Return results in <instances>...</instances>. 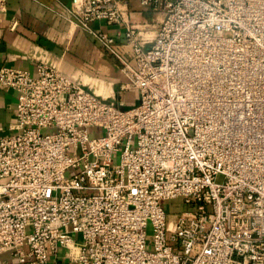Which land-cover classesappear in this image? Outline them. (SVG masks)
<instances>
[{
    "label": "built area",
    "instance_id": "1",
    "mask_svg": "<svg viewBox=\"0 0 264 264\" xmlns=\"http://www.w3.org/2000/svg\"><path fill=\"white\" fill-rule=\"evenodd\" d=\"M128 1L71 0L64 11L120 63L134 106L54 66L0 69L15 94L0 138V254L16 264H44L59 248L78 264H264V91L244 104L224 81L225 58L239 55L238 14L264 28V0H139L161 17L148 47ZM95 24H123V41ZM176 199L188 209L169 212Z\"/></svg>",
    "mask_w": 264,
    "mask_h": 264
},
{
    "label": "crops",
    "instance_id": "2",
    "mask_svg": "<svg viewBox=\"0 0 264 264\" xmlns=\"http://www.w3.org/2000/svg\"><path fill=\"white\" fill-rule=\"evenodd\" d=\"M71 0H15L0 15V69L17 68L36 74V64L54 66L101 99L124 108L137 103L138 92L126 88L120 63L106 53L84 31L70 23L64 9ZM160 15L144 8L139 0L128 1L130 25L148 30L138 37L143 47L153 39ZM108 35L123 41L124 25L95 24ZM131 62L130 51H125ZM15 119V94L0 86V138L7 137ZM0 264H16L9 254H0ZM44 264H78L65 249L49 253Z\"/></svg>",
    "mask_w": 264,
    "mask_h": 264
},
{
    "label": "rangeland",
    "instance_id": "3",
    "mask_svg": "<svg viewBox=\"0 0 264 264\" xmlns=\"http://www.w3.org/2000/svg\"><path fill=\"white\" fill-rule=\"evenodd\" d=\"M253 15L247 12L238 14L239 26L235 30L239 40V55L225 58V71L229 76L225 77L226 89H238L237 95L240 103L249 104L252 101L254 89L264 91V55L261 47H264V28L261 25L253 24ZM235 126H225V133H231ZM47 131H44V133ZM90 136H99L100 130L90 129ZM228 137V135H226ZM181 199L171 201L165 208L169 212H176L188 209L180 205ZM151 240L150 234L148 241Z\"/></svg>",
    "mask_w": 264,
    "mask_h": 264
}]
</instances>
